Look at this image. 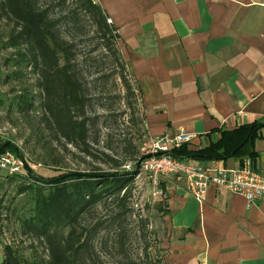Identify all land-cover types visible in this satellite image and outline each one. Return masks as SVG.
<instances>
[{
    "label": "crops",
    "instance_id": "obj_1",
    "mask_svg": "<svg viewBox=\"0 0 264 264\" xmlns=\"http://www.w3.org/2000/svg\"><path fill=\"white\" fill-rule=\"evenodd\" d=\"M95 3L119 31L150 140L186 133L201 149L222 130L264 121V0ZM254 149L252 158L185 162L229 170L251 159L264 175V129ZM164 180L166 264H264V202L212 186L200 204L185 182Z\"/></svg>",
    "mask_w": 264,
    "mask_h": 264
},
{
    "label": "trees",
    "instance_id": "obj_2",
    "mask_svg": "<svg viewBox=\"0 0 264 264\" xmlns=\"http://www.w3.org/2000/svg\"><path fill=\"white\" fill-rule=\"evenodd\" d=\"M41 1L0 0V6L5 15L16 23L20 39L28 46L40 75L51 127L70 144L85 146L86 153L91 155L87 149L88 141L99 117L97 112L91 116L95 105L82 67L90 63L96 75L105 80L107 59H113L111 66L126 92L122 100L132 111L131 120L143 123V117L142 120L134 118L140 102L132 69L121 52L116 28L108 23L106 12L95 0H72V5L57 19L53 16L55 9L52 4L44 7ZM67 1L60 0L59 3L67 7ZM83 41H90L95 47L85 56L78 50ZM103 100L99 102L102 111L111 113ZM263 129L264 121L242 125L233 131L222 130L220 138L211 141L206 148L190 149L186 144L173 148L170 155L181 161L252 158L256 156L255 142ZM8 152L18 155L14 148L0 146V156ZM148 157L139 159L138 153L134 152L132 161L136 168L132 173H70L45 179L35 176L26 166L27 178L33 184L25 186L24 191H30L33 208L22 223L36 239L48 245L49 259L28 261L16 250L6 247L0 264H99L95 261L94 255L98 254L94 243L102 232L106 235L114 233V246L124 253L128 244L125 221L133 216L134 182L141 172L142 162ZM109 159L115 170L123 166V163ZM100 207L108 212L103 221L84 222ZM144 228H147L146 224ZM103 247H107V243L103 242L101 246L106 251ZM118 264L136 263L125 260Z\"/></svg>",
    "mask_w": 264,
    "mask_h": 264
},
{
    "label": "rangeland",
    "instance_id": "obj_3",
    "mask_svg": "<svg viewBox=\"0 0 264 264\" xmlns=\"http://www.w3.org/2000/svg\"><path fill=\"white\" fill-rule=\"evenodd\" d=\"M59 2L42 0L41 4L45 7L51 3L55 9L53 16L57 19L72 5V0L67 1V7H62ZM19 34L16 23L5 15L0 6V146L14 148L18 155L11 154L24 162L18 174L12 175L0 169V262L4 259L6 247L16 250L28 261L49 259L48 245L36 239L22 223L33 208L30 191H24L25 186L33 184L27 178L26 166L35 176L45 179L70 173H132L136 168L132 154L138 153L139 159L149 156L154 144L147 134L144 119L143 123L131 120L132 111L122 100L126 92L118 76L114 75L113 59L110 58L104 71L105 80L96 75L90 63L82 67L95 105L91 116L97 112L99 117L88 141L87 149L91 155L86 153L85 146L70 144L58 135L51 127L45 109L40 75L28 46ZM93 45L90 41H83L79 54L85 56L94 50ZM101 100L111 113L102 111ZM134 118L142 120L140 104ZM109 157L123 163V166L115 170ZM169 180L160 178L155 181L151 175L139 173L131 201L133 216L125 221L128 231L125 252L114 246V233L106 235L102 232L94 243L98 254L94 255L96 262L118 264L128 260L136 264H166L162 241L166 232L164 214L168 208V190L172 184ZM107 215V210L100 207L84 222L103 221ZM145 224L147 228H144ZM103 242L107 243V247H103L106 251L101 248Z\"/></svg>",
    "mask_w": 264,
    "mask_h": 264
},
{
    "label": "built area",
    "instance_id": "obj_4",
    "mask_svg": "<svg viewBox=\"0 0 264 264\" xmlns=\"http://www.w3.org/2000/svg\"><path fill=\"white\" fill-rule=\"evenodd\" d=\"M108 23L113 25L112 19ZM119 35V31H116ZM192 136L181 133L173 138H161L154 142L149 157L142 162L141 172L151 175L155 181L160 178L174 177L187 185L188 192L203 204L212 186L223 188L243 197L250 205L264 202V175L255 171L251 159H246L234 169L220 167L199 168L170 155L173 148H180L192 142ZM24 162L19 157L7 153L0 156V169L18 174Z\"/></svg>",
    "mask_w": 264,
    "mask_h": 264
}]
</instances>
